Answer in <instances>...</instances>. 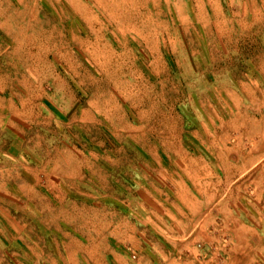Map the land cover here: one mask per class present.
I'll list each match as a JSON object with an SVG mask.
<instances>
[{"label":"rangeland","instance_id":"obj_1","mask_svg":"<svg viewBox=\"0 0 264 264\" xmlns=\"http://www.w3.org/2000/svg\"><path fill=\"white\" fill-rule=\"evenodd\" d=\"M263 75L264 0H0V264H264L252 172L214 155Z\"/></svg>","mask_w":264,"mask_h":264},{"label":"crops","instance_id":"obj_2","mask_svg":"<svg viewBox=\"0 0 264 264\" xmlns=\"http://www.w3.org/2000/svg\"><path fill=\"white\" fill-rule=\"evenodd\" d=\"M261 80L264 83V75ZM238 87L240 96L252 104L250 107L256 109L257 115L245 113L242 108V101L240 99H234L232 103L233 109L235 110L232 118L220 123L222 129L217 135L214 145L216 152L214 155L221 171L228 172L232 168L234 181L241 178L245 173L252 172L253 179L249 181L248 185L250 184L254 202L264 208V204L261 203L262 198H264V87L262 90L257 87V96H255V90L252 89L253 86L248 82H241L238 84ZM188 159L192 164L197 165L199 163L200 165V169H193L192 165L190 166V170L186 172H188L187 175L191 176V178L188 177L191 180L198 179V174H200V182L202 185L200 188H202L201 190L204 188L203 193L207 197L205 203L208 205L215 196L219 206L220 201L225 199L222 200L221 205L223 208L226 207V211L230 212L226 214L234 212L236 209L233 206L238 205L236 202L231 204L229 197L225 198L224 192L222 193L224 189L219 192L218 187H213V191H209L208 188L210 189L212 185L210 187V183L202 182L203 176L205 178L209 176V166L202 159H194L191 157ZM175 194L180 203L188 210L200 213L203 211V205H199L200 203L188 193L187 187L182 183H178ZM227 218H232L234 221L237 220L233 229H231L234 238L241 241V238L246 235L250 236L251 228L248 224L238 221L239 216L238 219L230 216ZM245 218L251 219V217L247 218V216Z\"/></svg>","mask_w":264,"mask_h":264}]
</instances>
